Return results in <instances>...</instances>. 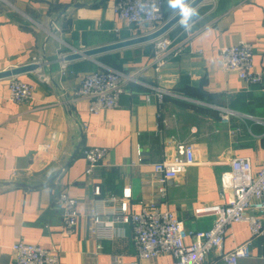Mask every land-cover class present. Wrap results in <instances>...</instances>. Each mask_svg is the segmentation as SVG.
Instances as JSON below:
<instances>
[{"label": "crops", "instance_id": "obj_1", "mask_svg": "<svg viewBox=\"0 0 264 264\" xmlns=\"http://www.w3.org/2000/svg\"><path fill=\"white\" fill-rule=\"evenodd\" d=\"M114 1L0 0V71L33 58L45 60L35 71L15 75L33 86L27 101L10 100L12 76L0 78V264H13L10 245L17 240L55 248L59 264H128L136 252L131 225L115 222L110 238L96 239L89 232L94 199L123 200V192L129 189L130 196L124 200L130 211L154 203L176 215L186 230H204L213 225L214 216H196L193 210L221 202L220 175L229 168L230 159L247 156L255 169L264 159V89L246 83L235 72L222 71L219 51L238 41L251 44L254 69L264 75V0L198 4L187 27L182 18L162 35L181 43L183 50L166 56L159 72L152 65L155 39L106 52L117 56L120 69L136 74L141 83L126 85L119 106L94 113L77 89L83 74L96 70L103 63L98 56L106 53L94 59L64 60L69 70L64 74L54 58L72 48L85 49L149 31L148 25L120 21ZM171 4L172 0H163L165 20L180 9ZM65 5V12L58 16ZM148 85L166 91L161 100ZM222 107L233 112L227 122L220 118ZM175 142L191 143L195 161L168 180L161 195L152 163L171 158ZM91 146L105 147L107 154L87 174L83 150ZM13 181L38 186L16 187ZM60 190L77 200L78 222L70 234L62 230L56 201ZM102 218L107 220L105 214ZM250 237L245 222H232L224 250ZM149 263L173 264V258L161 254ZM205 264L225 263L211 250ZM237 264H264L262 239H252L250 255Z\"/></svg>", "mask_w": 264, "mask_h": 264}, {"label": "built area", "instance_id": "obj_2", "mask_svg": "<svg viewBox=\"0 0 264 264\" xmlns=\"http://www.w3.org/2000/svg\"><path fill=\"white\" fill-rule=\"evenodd\" d=\"M163 0H115L114 12L118 19L127 25H148L149 31L156 30L164 21ZM118 31V27L115 28ZM145 34V33H143ZM183 50L181 43H175L169 37L159 36L154 41L152 65L159 72L166 56H176ZM200 52V50H197ZM220 51V68L232 71L251 85H260L264 89V75L254 69L252 45L238 41L223 45ZM65 54H60L63 57ZM59 72H68L64 59L59 60ZM32 62H37L33 58ZM44 77H42L43 79ZM129 82L141 83L136 74L100 63L96 70L85 72L80 79L77 94L89 101V111L99 112L103 108H113L120 104V96ZM156 97L161 100L165 90L148 85ZM33 86L17 76L8 80V98L14 102L27 101L32 97ZM148 97V95H147ZM227 108H220V118L227 122ZM258 122H263L258 120ZM48 146V145H47ZM107 148L87 147L83 155L87 165L85 173H92L105 155ZM195 161L194 147L191 143L175 142L174 155L152 163L156 173L159 193L162 195L168 180L192 165ZM219 203L202 204L194 208L196 216L213 215V225L204 230H186L182 221L171 211L161 210L154 203L144 204L139 211H130L126 200L129 189L123 192V200L114 196L94 199L89 209V232L96 239L110 238L113 235V223L130 224L135 246V259L128 264H150L161 254H169L173 264H205L208 253L216 250L225 264H237L241 258L250 255V243L254 238L264 242V159L259 167H253L247 156H234L229 168L220 175ZM94 194L100 195L95 186ZM56 201L61 209L64 234L72 233L78 222L77 200L66 190H60ZM110 203V204H108ZM105 214L107 220L102 218ZM107 214H110V218ZM242 221L248 225L250 239L229 251L224 250V238L227 227L232 222ZM190 239L189 242L186 239ZM97 248L100 244L97 243ZM13 264H59V254L55 248H43L37 244L17 240L10 245Z\"/></svg>", "mask_w": 264, "mask_h": 264}, {"label": "water", "instance_id": "obj_3", "mask_svg": "<svg viewBox=\"0 0 264 264\" xmlns=\"http://www.w3.org/2000/svg\"><path fill=\"white\" fill-rule=\"evenodd\" d=\"M203 1L204 0H190L187 4H190V6L192 8H195L198 4H200ZM75 6H77V4ZM66 8H67V5H65L61 9V11L58 13V16L60 14L64 13ZM182 18L183 17L181 15V10L179 9L174 15H172L171 17L166 19L156 30H154L152 32L141 34V35H138V36H134V37H131V38H128V39L113 41V42L106 43V44H103V45H98V46H94V47L85 48V49L72 48V51L67 53V54H65L63 57L58 55L54 59L58 60V61L60 59L72 60V59H77V58H81V57H87V58H93L94 59V56L102 54V53H106V52H109V51H113V50H116V49H119V48H122V47L134 45V44H137V43H142V42H146V41H152V40L158 38L159 36L163 35L164 33H166L170 28H172ZM50 32L54 33L55 31L51 30ZM44 61L45 60H42V61H39V62H30V63H26V64H23V65L11 67L9 69H3V70L0 71V78L9 77V76H15V75L27 72V71H35L40 65H42V63ZM73 155H74V152L72 153L70 158L66 161V164L69 162V160L72 158ZM61 173H62V169L56 171L54 173V175L50 178V181H53V179H55ZM12 183L16 187L33 188V187H37L38 186V185H30L28 183L20 182V181H13Z\"/></svg>", "mask_w": 264, "mask_h": 264}, {"label": "clouds", "instance_id": "obj_4", "mask_svg": "<svg viewBox=\"0 0 264 264\" xmlns=\"http://www.w3.org/2000/svg\"><path fill=\"white\" fill-rule=\"evenodd\" d=\"M171 6L180 7L181 15L183 17L181 23L183 26H188V21L191 17L196 15L195 9H193L190 4L184 2V0H172Z\"/></svg>", "mask_w": 264, "mask_h": 264}, {"label": "trees", "instance_id": "obj_5", "mask_svg": "<svg viewBox=\"0 0 264 264\" xmlns=\"http://www.w3.org/2000/svg\"><path fill=\"white\" fill-rule=\"evenodd\" d=\"M217 11H218V8L216 7L215 8V12H217ZM97 59L99 61L109 65V66L115 67L117 69L121 68V62H120L119 58H117V56H115L113 54H107V53L106 54H102V55L98 56Z\"/></svg>", "mask_w": 264, "mask_h": 264}, {"label": "rangeland", "instance_id": "obj_6", "mask_svg": "<svg viewBox=\"0 0 264 264\" xmlns=\"http://www.w3.org/2000/svg\"><path fill=\"white\" fill-rule=\"evenodd\" d=\"M247 121V120H246Z\"/></svg>", "mask_w": 264, "mask_h": 264}]
</instances>
